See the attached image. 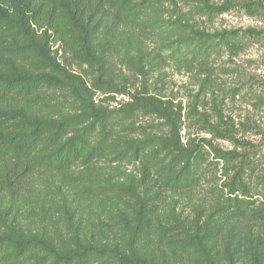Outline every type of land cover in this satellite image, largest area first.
Returning <instances> with one entry per match:
<instances>
[{"label": "trees", "instance_id": "16d2710c", "mask_svg": "<svg viewBox=\"0 0 264 264\" xmlns=\"http://www.w3.org/2000/svg\"><path fill=\"white\" fill-rule=\"evenodd\" d=\"M161 1L0 0V194L15 200L23 197L25 182L40 170L57 172L58 188L64 193L65 187L76 189L70 175L76 166L115 159L138 160L142 167L139 186L129 184L119 191L123 207L119 223L129 233L126 244L83 235L81 222L73 221L75 208L66 205L62 196L64 203L58 206L55 198L50 205L68 218L72 233L62 242L57 237V242L44 233L18 230L4 219L0 264H155L158 250L194 244L204 248L250 196L243 175L236 171L225 184L227 194H219L210 209L189 222L169 220L171 216L162 214V193L192 191L203 181L202 153L197 143L183 142L180 108L146 90L131 93L130 101L120 108L96 102L95 92L126 94L106 79L107 57L124 31L130 35L133 28L143 33L146 27L158 26L145 14ZM202 5L205 13L222 10L208 2ZM244 8L264 14L259 1H248ZM168 31L175 39L163 45L173 51L172 59L190 69L207 67L217 47L236 54L249 39L264 40V34L252 28L207 32L180 21L169 24ZM100 36L105 40L102 44ZM53 43H59L57 49ZM60 51L97 69L98 78L89 84L59 60ZM144 69L141 66L139 72ZM48 88L66 90L78 104L77 111L52 114L44 92ZM118 113L127 120L140 113L154 115L165 121L168 130L130 137L117 129ZM212 131L226 135L222 127ZM216 153L222 159L237 155L235 151ZM95 191L86 187L75 195L87 198L97 195ZM150 247L153 256L148 254Z\"/></svg>", "mask_w": 264, "mask_h": 264}, {"label": "rangeland", "instance_id": "374dc122", "mask_svg": "<svg viewBox=\"0 0 264 264\" xmlns=\"http://www.w3.org/2000/svg\"><path fill=\"white\" fill-rule=\"evenodd\" d=\"M248 1L264 4V0H162L145 14V19L158 26L146 27L143 33L133 28L130 35L124 31L121 39L115 40L118 47L107 57L106 79L126 94L95 92L96 102L120 108L138 90L170 100L180 108L183 142L197 143L202 153L201 186L182 193L164 191L160 200L163 216H171L173 219L168 218L173 222L192 221L205 208L210 209L219 194H227L225 184L236 171L248 186L250 196L226 220L222 233L208 239L204 248L194 244L186 249L158 250L155 264H264V40L249 39L236 54L217 47L208 66L195 69L172 59L173 51L163 45L175 39L168 28L178 21L207 32L252 28L264 34V14L246 11L244 3ZM207 2L222 10L205 13L200 7ZM98 41L102 44L105 40L100 36ZM53 44L57 49L59 43ZM58 58L89 84L99 76L97 69L61 51ZM141 66H145L143 73L139 72ZM44 92L52 114L77 111L78 104L66 90L48 88ZM115 123L130 137L168 130L163 119L142 113L129 120L118 113ZM214 127H222L226 135L212 131ZM226 128L230 131L225 132ZM216 150L235 151L237 155L222 159ZM70 175L76 189L65 187L64 193L58 188V173L43 170L25 182L23 197L15 200L1 193L0 231L6 219L18 230L44 233L62 242L71 231L68 218L57 211L59 207L51 208L50 201L57 198L59 206L67 199L66 205L76 210L73 221L75 225L81 222L83 235L126 244L129 233L119 223L123 209L119 191L129 184L139 186L141 162L104 159L91 166H76ZM86 187L95 189L97 195H75ZM147 251L153 256L151 247Z\"/></svg>", "mask_w": 264, "mask_h": 264}]
</instances>
